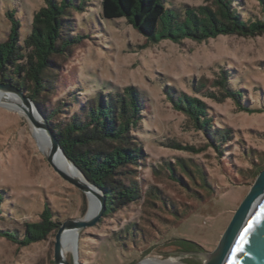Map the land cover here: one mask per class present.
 Wrapping results in <instances>:
<instances>
[{"label": "rangeland", "instance_id": "rangeland-1", "mask_svg": "<svg viewBox=\"0 0 264 264\" xmlns=\"http://www.w3.org/2000/svg\"><path fill=\"white\" fill-rule=\"evenodd\" d=\"M162 1L177 15L188 7L207 5L204 0ZM233 1L244 20L263 19L259 0ZM44 5V0H0V42L10 34L9 12L20 22L22 44L34 14ZM101 12V0H90L82 13L70 10L67 34L85 39L53 58L55 67L49 71L53 92L43 94L40 101L46 112L67 101L60 119L99 93L138 90L142 120L132 135L147 156L131 167L136 170L131 180L139 184L141 198L83 230L78 251L72 249L65 258L70 264H143L147 259L204 264L264 168V36L148 44L127 20H105ZM163 29L160 25L159 31ZM223 71L229 75L230 88L242 91V106L261 113L243 112L232 99L219 104L208 98L210 91H218L215 82ZM199 85L205 87L197 90ZM167 87L204 101L214 127L230 130L232 138L217 150L206 133L173 108ZM186 146L201 153L183 150ZM180 163L189 167L193 179L177 170ZM116 178L130 183L123 175ZM0 191L4 198L0 227L21 234L24 224L41 221L46 206L61 224L85 218L90 206L87 197L85 201L82 192L49 165L25 116L2 104ZM55 240L53 233L47 240L20 247L0 238V264H54ZM177 242L191 244L194 250L187 252L191 249Z\"/></svg>", "mask_w": 264, "mask_h": 264}, {"label": "trees", "instance_id": "trees-1", "mask_svg": "<svg viewBox=\"0 0 264 264\" xmlns=\"http://www.w3.org/2000/svg\"><path fill=\"white\" fill-rule=\"evenodd\" d=\"M89 1L80 0L76 4L74 0H44L45 5L34 14L31 32L22 44L18 34L20 22L15 19L13 11L9 12L10 34L5 42H0V83L16 86L38 105L67 156L89 181L105 190V218L141 198L139 184L131 180L136 173L131 167H138L147 156L141 143L132 135L142 120V101L138 90L126 87L121 93H99L70 117L60 119L58 116L68 104L67 101L59 102L49 112L42 108L40 101L43 94L53 92L54 77L49 75V71L55 67L53 58L65 55L85 39L83 36L71 37L67 34L71 27L67 16L70 10L85 12ZM204 1L207 5L188 7L183 15H177L162 0H101V16L105 20H127L147 39L148 44H159L164 40L175 44H182L185 40L202 44L220 36H264V0H259L263 19L254 20H244L233 5V0ZM160 25L164 26L161 31ZM215 84L218 91L208 93V98L214 102L221 104L232 99L243 112H262L242 106V91L230 88L226 71L221 72ZM204 87L199 85L197 90ZM165 92L173 108L187 116L196 130L206 133L217 150L232 138L230 130L214 127L204 101L196 96L177 94L172 87H167ZM183 150L201 153V150L192 146L183 147ZM178 166L177 170L193 179L188 166L183 163ZM263 170L260 169L258 175ZM170 171L174 177L175 169L171 168ZM118 175L127 177L130 183L127 185L117 180ZM81 194L86 201V196ZM3 199L0 191V222L3 220ZM61 225L54 221L52 211L46 206L40 222L24 224L22 234L19 230L0 227V238L20 247H28L47 240L53 233L57 234ZM177 244L184 249H191L187 252L194 250L191 244ZM103 251L107 252L105 249Z\"/></svg>", "mask_w": 264, "mask_h": 264}, {"label": "water", "instance_id": "water-1", "mask_svg": "<svg viewBox=\"0 0 264 264\" xmlns=\"http://www.w3.org/2000/svg\"><path fill=\"white\" fill-rule=\"evenodd\" d=\"M1 94L14 97L18 102V109L29 121L32 130L44 135L50 145V153L43 155L53 170L86 197L92 194L95 198L96 210L92 216H87V213L83 219H69L62 223L56 234L54 264H70L65 258L64 247L73 245L74 251L77 252L80 233L100 223L107 209L106 192L102 187L89 181L67 156L46 117L24 91L14 85L0 83ZM59 155H62L83 178H78L59 167L56 164ZM70 233V236H65ZM65 238H68L66 242H64ZM204 264H264V170L258 175L247 197L235 212L217 248L210 253Z\"/></svg>", "mask_w": 264, "mask_h": 264}, {"label": "bare ground", "instance_id": "bare-ground-1", "mask_svg": "<svg viewBox=\"0 0 264 264\" xmlns=\"http://www.w3.org/2000/svg\"><path fill=\"white\" fill-rule=\"evenodd\" d=\"M17 100L14 97H6L3 96L2 94L0 95V104L4 105L5 108L11 110V111H16L21 113V111L17 107ZM22 114V113H21ZM34 136L36 137V140L38 141L40 148L42 152L46 155L50 153V145L44 135L41 132H36L34 131ZM56 164L64 169L66 172L70 174L76 175L78 178H83L82 175L76 171L65 159L62 155H59L56 159ZM90 208L87 216H92L94 211L96 210V203H95V198L92 196V194H89L87 197ZM70 234L65 235L66 237L70 236ZM68 239V238H67ZM67 239H64V242L67 241ZM73 245L66 246L64 247V255L67 254L68 252H72ZM143 264H167V262H162L158 260H153V259H147Z\"/></svg>", "mask_w": 264, "mask_h": 264}]
</instances>
